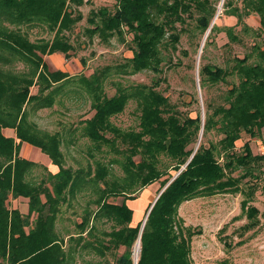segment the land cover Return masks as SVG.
Returning a JSON list of instances; mask_svg holds the SVG:
<instances>
[{"label":"trees","instance_id":"16d2710c","mask_svg":"<svg viewBox=\"0 0 264 264\" xmlns=\"http://www.w3.org/2000/svg\"><path fill=\"white\" fill-rule=\"evenodd\" d=\"M89 1L0 0V264H193L195 232L178 218L181 204L238 191L264 161L250 142L264 138V0H118L113 11H92L88 21L94 26L88 32L123 41L130 33L133 56L80 78L94 114L81 127L91 143L89 161L75 168L64 148L70 150L77 128L52 132L32 116L79 90L68 88L70 74L50 70L46 57L57 52L70 57V33L83 19L73 6ZM222 1L224 14L237 19L234 25L218 23ZM253 15L259 17L257 26L247 22ZM188 18L203 36L210 30L205 48L220 31L231 42L254 39L230 65L201 66L202 88L228 85L221 102H205L204 116L181 110L159 89L164 65L182 64L170 53L178 50ZM147 70L156 75L150 84L113 79ZM107 83L116 89L111 96ZM132 100L138 122L122 128L113 118ZM197 102L195 96L183 101L186 106ZM213 130L221 138L202 140ZM24 143L40 148L58 172L41 164L46 175L36 174L39 164L21 155ZM240 169L244 172L234 176ZM156 182V197L170 183L149 213L136 263L141 225L153 201L138 224L128 201ZM120 197L121 202L113 200ZM12 201L26 202L27 212ZM256 212L248 207V218Z\"/></svg>","mask_w":264,"mask_h":264},{"label":"rangeland","instance_id":"374dc122","mask_svg":"<svg viewBox=\"0 0 264 264\" xmlns=\"http://www.w3.org/2000/svg\"><path fill=\"white\" fill-rule=\"evenodd\" d=\"M117 2L118 0H90L81 6L74 5L75 11H79L83 16L70 33L74 50L71 51L70 57H66L62 52H57L60 54V59L58 57V59H52L50 55L46 57L49 69H61L69 73L68 88L79 90L69 91L66 96H61L57 104L51 108L33 112L32 118L41 128L52 132L61 131L65 134L68 133V129L77 128L70 150L67 147L64 148L67 163L73 164L75 168L89 161L88 152L91 149V143L82 135L81 127L82 121L94 114L90 98L79 81L80 78L89 77L107 65L125 62V58L133 56L130 33L126 34V39L123 41L118 35L103 38L99 33L91 35L88 32L94 26L88 21L92 15L91 12L103 7L113 11ZM217 19L221 26L234 25L237 21L235 17L224 14L223 4H220ZM258 20L259 17L253 15L247 19V22L257 26ZM187 22L188 30L182 33L178 50L170 53L174 62L181 61L182 64L172 67L164 65L161 75L163 81L159 89L169 96L172 102L179 104L181 110L188 111L192 116H196L200 111L204 116L205 102L213 104L221 102L222 94L228 85L220 84L202 88L199 82L201 66L205 63L230 65L234 56H243L250 50L249 45L254 39L251 36H244L245 41L242 43L231 42L226 32L220 31L212 34V43L205 48L206 34L203 36L196 30L194 20L188 18ZM184 50L188 52L187 55L182 52ZM122 76H115L113 79L125 84H150L156 78V75L148 70ZM115 90L113 84L107 83L106 92L109 96L113 95ZM192 96L197 97L198 102L186 106L183 101L190 102ZM136 106V101L132 100L125 111L114 117L113 121L122 128L135 126L138 122ZM219 138L221 135L213 130L204 139L202 137V140L209 142L217 141ZM248 139L249 136L244 137L245 141ZM250 142L255 154L264 153V138H253ZM242 144L243 140L238 142L239 146ZM45 155L47 154L43 152L42 156L34 154L39 164L36 168V174L39 176L46 175V170L40 166L42 163L39 159L44 163L45 158L51 162V158ZM101 155L104 154L98 153V156ZM260 164H262L261 167L254 171V175L240 182L238 191L200 196L181 204L178 218L185 228L195 232L191 237L193 264H264V161ZM243 172V169L237 170L234 176H240ZM159 187L160 183L156 182L142 190L137 199L128 201L134 210L135 224L144 218L149 204L156 198ZM113 200L121 202L123 198ZM12 205L19 207L24 213L28 210L24 201H12ZM250 206L257 209L255 217L251 219L247 216V209Z\"/></svg>","mask_w":264,"mask_h":264},{"label":"crops","instance_id":"0c3cea01","mask_svg":"<svg viewBox=\"0 0 264 264\" xmlns=\"http://www.w3.org/2000/svg\"><path fill=\"white\" fill-rule=\"evenodd\" d=\"M59 55L60 54H58V53H53L50 56H51L52 59H54V58H57V57L59 58L60 57ZM58 70H61V69H58ZM38 151H39V153H37ZM35 153L37 155H39V156H42V151H41L40 148H36V147H34L33 145H31L29 143H24L22 145V147H21V155L23 157H26L28 159H31V160L36 161L35 158H34V154ZM31 155H32V157H30ZM39 156H38V158H39ZM45 156H47V155H45ZM39 161H41V163L45 165V168L47 170H49V171H51L53 173L58 172V169H59L58 166H56L55 164H53L52 161L51 162L49 160L47 161L46 158H45V163L42 160H40V159H39Z\"/></svg>","mask_w":264,"mask_h":264},{"label":"water","instance_id":"95a60500","mask_svg":"<svg viewBox=\"0 0 264 264\" xmlns=\"http://www.w3.org/2000/svg\"><path fill=\"white\" fill-rule=\"evenodd\" d=\"M222 4H223V1L221 2V5H222ZM218 15H219V11H218V13H217V16H218ZM217 16H216V18H217ZM214 22H215V21H214ZM212 25H213V24H212ZM209 31H210V30H209ZM209 31L207 32V34H206V36H205V39H206L207 35L209 34ZM198 81H199V79H198ZM200 141H201V140H200ZM200 141H199V143H198V146H199V144H200ZM198 146H197V147H198ZM190 160H191V159H190ZM180 172H181V170L178 172V174H179ZM178 174H176V176H177ZM176 176H175V177H176ZM175 177H174V178H175ZM174 178H173V179H174ZM173 179H172V180H173ZM172 180H171V181H172ZM171 181H170V182H171ZM170 182H169V183H170ZM169 183H168L167 185H169ZM167 185H166V187H167ZM166 187H165V188H166ZM165 188H164V189H165ZM164 189H163V190H164ZM163 190H162V191H163ZM162 191L159 193V195H158V196L155 198V200L153 201L152 205L150 206V208H149V210H148V212H147V214H146V216H145V218H144V220H143V223H142V225H141V229H140V234H139L138 242H139L140 239H141V234H142L143 228H144V226H145V224H146V221H147V219H148L149 213L151 212V209L153 208V205L155 204V202H156L157 199L159 198V196H160V194L162 193ZM135 260H136V263H137V262H138V258H136Z\"/></svg>","mask_w":264,"mask_h":264},{"label":"bare ground","instance_id":"6f19581e","mask_svg":"<svg viewBox=\"0 0 264 264\" xmlns=\"http://www.w3.org/2000/svg\"><path fill=\"white\" fill-rule=\"evenodd\" d=\"M139 252H140V241L137 243V246H136V249H135V254L137 256L136 258H138Z\"/></svg>","mask_w":264,"mask_h":264}]
</instances>
